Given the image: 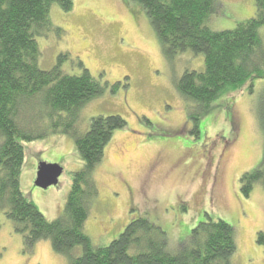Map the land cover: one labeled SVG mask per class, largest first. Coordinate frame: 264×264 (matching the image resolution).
Listing matches in <instances>:
<instances>
[{
	"label": "rangeland",
	"instance_id": "374dc122",
	"mask_svg": "<svg viewBox=\"0 0 264 264\" xmlns=\"http://www.w3.org/2000/svg\"><path fill=\"white\" fill-rule=\"evenodd\" d=\"M216 3L207 24L213 31L233 30L255 14V0ZM49 16L63 33L36 38L39 67L50 70L58 56L68 54L61 64L65 74L79 75L81 61L107 84L101 96L80 110L77 133H84L97 116L119 115L126 122L114 132L94 172L98 194L84 226L92 244L106 246L132 219L146 217L176 248L207 213L235 229L232 264H264V246L256 243L257 234L264 232V184L255 185L246 197L240 191L241 176L258 167L263 156L258 114L264 108V78L254 81L251 93L246 85L200 114L194 102L178 94L177 82L186 70L203 71V56L185 51L167 58L140 4L73 0L69 12L53 5ZM195 114L197 121L191 119ZM22 145L21 190L47 220H55L63 212L73 173L83 167L74 140L51 134ZM41 163L62 168L56 186L34 185ZM67 263L49 241L26 251L0 209V264Z\"/></svg>",
	"mask_w": 264,
	"mask_h": 264
},
{
	"label": "trees",
	"instance_id": "16d2710c",
	"mask_svg": "<svg viewBox=\"0 0 264 264\" xmlns=\"http://www.w3.org/2000/svg\"><path fill=\"white\" fill-rule=\"evenodd\" d=\"M132 1L145 10L167 58L185 51L203 56V71L186 70L177 82L178 94L194 102L197 113L203 114L216 100L246 85L251 93L254 81L264 78V34L260 33L264 0H255L253 17L225 31H213L207 25L216 11V0ZM53 5L69 12L73 0H0V209L22 237L24 249L49 241L67 264H232L235 229L207 213L176 248L146 217L132 219L106 246L93 245L85 234L84 226L98 194L94 172L114 132L124 129L126 122L119 115L97 116L90 119L84 133H77L80 110L101 96L107 84L96 80L81 61L77 62L79 75L65 74L61 64L68 60V54L58 56L50 70L39 67L36 38L63 33L50 21ZM194 116L191 119L198 114ZM258 118L264 139L262 107ZM51 134L73 138L83 167L72 175L62 214L49 221L23 194L20 175L22 144ZM259 183L264 184V144L259 166L241 176L242 195L246 197ZM256 243L264 246V232L257 234ZM77 247L81 252L76 255L73 251Z\"/></svg>",
	"mask_w": 264,
	"mask_h": 264
},
{
	"label": "water",
	"instance_id": "95a60500",
	"mask_svg": "<svg viewBox=\"0 0 264 264\" xmlns=\"http://www.w3.org/2000/svg\"><path fill=\"white\" fill-rule=\"evenodd\" d=\"M62 168L58 165L39 164L34 185L40 189L56 186L61 176Z\"/></svg>",
	"mask_w": 264,
	"mask_h": 264
}]
</instances>
